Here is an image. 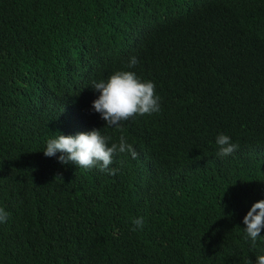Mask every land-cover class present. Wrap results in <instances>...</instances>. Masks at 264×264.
<instances>
[{"label":"trees","instance_id":"1","mask_svg":"<svg viewBox=\"0 0 264 264\" xmlns=\"http://www.w3.org/2000/svg\"><path fill=\"white\" fill-rule=\"evenodd\" d=\"M118 70L160 98L120 128L91 88ZM94 128L137 157L109 174L44 155ZM262 199L264 0H0V264H255Z\"/></svg>","mask_w":264,"mask_h":264},{"label":"clouds","instance_id":"2","mask_svg":"<svg viewBox=\"0 0 264 264\" xmlns=\"http://www.w3.org/2000/svg\"><path fill=\"white\" fill-rule=\"evenodd\" d=\"M137 63V57L132 56L127 67L134 68ZM91 88L99 93L98 98L92 102V108L101 114V118L106 121L105 126L120 128L121 122L127 121L130 117L150 115L160 109V98L155 93L154 82L141 80L134 71L118 70L106 81H93ZM110 140V136L103 135L100 129L94 128L74 136L59 134L56 138L47 141L43 151L46 157H53L57 152L61 153L58 160L62 164L73 162L85 169L95 166L102 172L115 174L116 169L109 167L113 164L115 154L128 152L135 159L138 153L123 135L120 136L119 143H111L109 146ZM216 144L219 146L217 155L220 157L231 155L239 147L223 133L216 137ZM7 217L8 213L5 209L0 208V223L6 222ZM143 223L142 217L134 221L138 227H142ZM243 224L246 238L250 239L254 247L264 229V199L252 204L243 217ZM255 264H264V255H259Z\"/></svg>","mask_w":264,"mask_h":264}]
</instances>
